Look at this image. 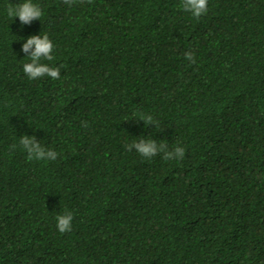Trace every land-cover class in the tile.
Masks as SVG:
<instances>
[{
	"label": "trees",
	"instance_id": "obj_1",
	"mask_svg": "<svg viewBox=\"0 0 264 264\" xmlns=\"http://www.w3.org/2000/svg\"><path fill=\"white\" fill-rule=\"evenodd\" d=\"M22 2L0 0V264H264V0L199 19L181 0H33L29 25L6 13ZM45 34L59 80L23 72ZM25 134L57 159L29 161ZM141 137L184 158L128 151Z\"/></svg>",
	"mask_w": 264,
	"mask_h": 264
},
{
	"label": "clouds",
	"instance_id": "obj_2",
	"mask_svg": "<svg viewBox=\"0 0 264 264\" xmlns=\"http://www.w3.org/2000/svg\"><path fill=\"white\" fill-rule=\"evenodd\" d=\"M76 0H63L66 5H73ZM83 2V0H81ZM92 3V0H87ZM182 9L185 12H190L193 17L199 19L208 11V0H181ZM6 13L9 18L19 17L22 25H29L33 20H40L43 15L41 7L34 3L33 0H23L22 3L13 6L9 4L6 8ZM54 44L47 34L32 35L27 38L22 45V51L27 55L30 62L23 65V72L31 80H37L42 77H50L54 80L60 79V67L50 66L47 63H42V60L51 61L54 59ZM185 59L192 64L196 63L193 52L187 51L184 53ZM140 120H143L147 125L157 123L154 117L150 114L143 115ZM19 144L27 153L29 161L35 160H56L58 153L51 149L45 148L35 136H28L25 134L20 137ZM128 151L135 149L142 157L151 159L152 157L163 154L165 160H182L185 155V148L182 146H175L172 150H168V146L164 143H157L152 138L141 137L134 140L132 143L125 145ZM57 223L56 227L61 233L70 232L72 230L73 213L65 210L63 213L55 217Z\"/></svg>",
	"mask_w": 264,
	"mask_h": 264
}]
</instances>
